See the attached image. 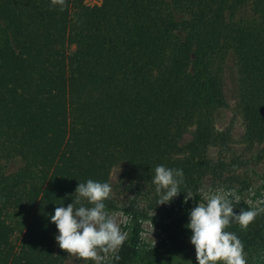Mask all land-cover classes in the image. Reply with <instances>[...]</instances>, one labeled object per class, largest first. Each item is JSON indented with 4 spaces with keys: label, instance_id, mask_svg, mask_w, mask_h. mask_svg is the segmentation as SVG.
I'll use <instances>...</instances> for the list:
<instances>
[{
    "label": "trees",
    "instance_id": "trees-1",
    "mask_svg": "<svg viewBox=\"0 0 264 264\" xmlns=\"http://www.w3.org/2000/svg\"><path fill=\"white\" fill-rule=\"evenodd\" d=\"M247 2L258 17L235 21ZM57 34L66 35L73 53L59 49ZM227 54L237 69L246 142H262L264 0H101L92 10L66 0L64 11L51 0H0V151L24 160L16 173L0 175V264H63L66 253L50 217L76 200L79 183H108L114 151L131 180L157 198L155 168L183 170L164 230L172 247L185 244V197L198 199L211 171L207 147L220 137L214 127L224 104L218 70ZM188 128L191 141L179 144ZM14 209L30 213L15 241L7 220ZM242 210L247 205L236 214ZM122 211L132 218L131 260L146 215L135 202ZM262 230L250 224L245 231L235 222L226 229L242 243Z\"/></svg>",
    "mask_w": 264,
    "mask_h": 264
},
{
    "label": "rangeland",
    "instance_id": "rangeland-1",
    "mask_svg": "<svg viewBox=\"0 0 264 264\" xmlns=\"http://www.w3.org/2000/svg\"><path fill=\"white\" fill-rule=\"evenodd\" d=\"M72 3L80 1L88 10L99 6L101 0H71ZM73 5V4H72ZM228 17L229 14H226ZM234 20H255L258 17L252 10L250 2L240 6L234 16ZM58 47L64 54L70 55L75 47L66 35L57 34ZM224 104L217 110L214 118L215 132L220 136L214 146L207 147V157L211 164L210 174L203 177L197 188L198 199L190 194V212L199 203H206L205 196L217 192L230 193L233 201L234 212L240 204H245L248 210L264 207V141L248 143L245 137V126L240 110L237 106V80L238 74L232 54H227L220 63L218 70ZM192 128L182 134L179 144L191 141ZM115 159L109 173L108 184L112 188L106 211L120 224L121 230L127 233V239L118 250L121 257L119 261L110 255L103 264H145L149 259L169 260L172 262H188L197 264L195 247L190 242L192 232L185 228L188 240L185 244L172 247L164 229L168 226L165 218L167 212H171V202L157 205L160 196L154 197V192L140 183L131 180L127 165L122 156L113 152ZM24 165L23 158L19 156H6L0 151V175L14 174ZM189 195V194H188ZM239 198L237 203L236 198ZM135 202L140 213L145 218L140 219V231L138 233V255L128 260V244L131 235L132 218L122 211L130 203ZM91 207L90 204H84ZM153 205V208H149ZM176 211V210H175ZM7 220L15 227L12 240L15 241L24 232L30 213L27 210H11ZM160 221V224H159ZM162 225V226H161ZM253 230L259 225H264V212L260 213L253 223ZM56 228V225H55ZM230 232V231H229ZM55 229V237L58 235ZM251 236L250 234H244ZM246 264H264V230L256 238L243 243ZM63 264H94L93 261H83L66 253Z\"/></svg>",
    "mask_w": 264,
    "mask_h": 264
},
{
    "label": "clouds",
    "instance_id": "clouds-1",
    "mask_svg": "<svg viewBox=\"0 0 264 264\" xmlns=\"http://www.w3.org/2000/svg\"><path fill=\"white\" fill-rule=\"evenodd\" d=\"M52 5L64 11L66 0H51ZM182 169L166 168L158 165L152 178L156 192L160 194L157 205H163L177 197L179 186L184 182ZM112 188L108 183L89 179L79 183L75 189L77 198L67 207L57 206L50 220L56 225L55 237L59 248L79 260L103 264L111 255L119 261L117 254L127 239V233L106 211L104 201L110 198ZM230 193L217 192L205 196L206 203H199L190 211V221L186 225L192 232L190 242L195 247L197 264H246L244 244L233 233L226 231L231 223H237L247 230L256 217L264 212V207L234 212ZM86 199L91 207L81 204ZM192 196L186 195L185 203ZM237 203L239 198H236ZM81 204L80 207H76Z\"/></svg>",
    "mask_w": 264,
    "mask_h": 264
}]
</instances>
